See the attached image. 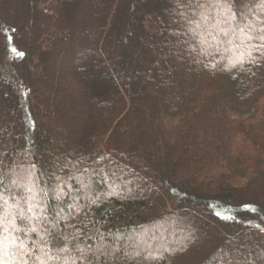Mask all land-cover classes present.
Returning a JSON list of instances; mask_svg holds the SVG:
<instances>
[{"label":"trees","instance_id":"1","mask_svg":"<svg viewBox=\"0 0 264 264\" xmlns=\"http://www.w3.org/2000/svg\"><path fill=\"white\" fill-rule=\"evenodd\" d=\"M261 36L264 0H0V264H264Z\"/></svg>","mask_w":264,"mask_h":264},{"label":"snow or ice","instance_id":"2","mask_svg":"<svg viewBox=\"0 0 264 264\" xmlns=\"http://www.w3.org/2000/svg\"><path fill=\"white\" fill-rule=\"evenodd\" d=\"M249 40L253 39V37L249 36L248 37ZM256 39H258L260 41V43L253 45L252 47L256 48V51H260L261 49H264V36L261 37H257ZM253 53L251 50H247L245 53H243L239 58H237L236 61H234V63H240L242 62L246 57L249 58V62L251 61V57H252ZM261 55H264V52H261Z\"/></svg>","mask_w":264,"mask_h":264},{"label":"rangeland","instance_id":"3","mask_svg":"<svg viewBox=\"0 0 264 264\" xmlns=\"http://www.w3.org/2000/svg\"><path fill=\"white\" fill-rule=\"evenodd\" d=\"M13 211H16V208H13ZM29 213H31V212H29ZM188 213V212H187ZM27 218H30V217H26V219ZM31 219H33V218H31ZM169 232H170V234H169ZM167 234H169L168 236V238H170V240L171 241H174L175 239H174V233H173V231L172 230H170ZM243 232L246 234L247 232H250V230L249 229H246V230H243ZM178 239H180L181 241H182V243H184L185 241H183V237H181V235L179 236L178 235ZM177 239V240H178ZM200 240L201 241H204L205 242V240H207V238L205 237V234H203V232L202 233H200L199 234V242H200ZM237 249V248H236ZM256 259H258V257H256ZM20 260H21V258H20ZM23 264V263H22Z\"/></svg>","mask_w":264,"mask_h":264}]
</instances>
